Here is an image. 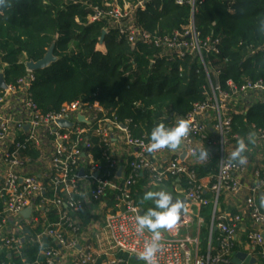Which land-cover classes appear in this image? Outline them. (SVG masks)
<instances>
[{
	"label": "built area",
	"instance_id": "obj_1",
	"mask_svg": "<svg viewBox=\"0 0 264 264\" xmlns=\"http://www.w3.org/2000/svg\"><path fill=\"white\" fill-rule=\"evenodd\" d=\"M156 1L161 0H113L103 7L92 8L87 25L105 23L103 31L115 32L119 40L131 47L157 49V59L199 62L207 83L205 101L195 105L184 118L189 133L182 139L181 147L188 157L197 159L198 143L208 148L216 145L201 123L206 114H212V131L221 144L217 173L205 177L204 184L191 169L195 166H188L178 158L162 163L160 155L168 149L147 151L150 139H134L125 125L119 124L113 115L109 118L99 106L75 102L56 113L42 114L30 98L34 76L26 69L27 75L15 87L0 90V254H7L10 260L19 255L27 241L38 245V257L42 258L32 264H129L125 257L139 260L151 233L145 230L139 235L135 231V217L144 213L134 199L133 190L146 174L149 187L163 186L174 179L183 180L186 186L179 197L187 202L184 214L171 229L160 230L157 264H231L238 253L253 259L255 264H264V210L257 200L264 191V159L263 167H257L247 149L245 153L250 157L246 164L239 165L228 161L223 150L232 124L230 112L244 114L250 103H264V80L243 79L241 84L229 80L223 89L219 76L227 59H216L221 55V42L202 40L196 27L195 15L201 1L172 0L179 7L188 5L190 18L181 30L164 36L146 31L138 20L139 13ZM247 51L253 55L263 52L264 47ZM209 55L215 57V64L205 62ZM8 97L15 98L16 103H5ZM231 103L234 106L241 103L243 109L228 108ZM60 121L72 127L61 128ZM253 129L252 147L260 149L264 146V132ZM89 138L99 142L107 171L94 161ZM122 152L124 159H120ZM34 168H39V173L30 175ZM248 175L253 183L245 187L243 180ZM244 190L247 196L237 211L221 210V198L236 197ZM103 201H110L111 207L102 222L91 223L79 233L72 215ZM28 207L32 209L31 215L24 219L21 212ZM205 208H210L211 220L207 247L202 251L198 231L193 237L182 235V231L189 229L196 211ZM50 212L57 215L56 222H49ZM26 227L39 228V232L30 236Z\"/></svg>",
	"mask_w": 264,
	"mask_h": 264
},
{
	"label": "trees",
	"instance_id": "obj_2",
	"mask_svg": "<svg viewBox=\"0 0 264 264\" xmlns=\"http://www.w3.org/2000/svg\"><path fill=\"white\" fill-rule=\"evenodd\" d=\"M200 1L195 22L201 39H218L221 55L216 59H227L221 66V87L225 89L229 80L236 84H241L243 79L251 82L264 80V51L253 55L247 51L264 47V0ZM112 2L0 0V71L6 86L15 87L17 81L27 75L26 64L42 60L53 45L57 61L47 69L33 73L34 82L29 90L32 102L42 114L56 113L75 102L99 106L109 118L113 115L119 124L125 125L134 139H150L154 127L161 123L168 128L175 127L180 120L184 121L195 105L205 101L206 79L199 62L157 59V49L139 45L132 50L112 31L104 39V52L98 51L99 39L106 25H87V18L92 8ZM138 18L151 34L170 35L188 24L190 7L176 6L172 0L156 1L145 12L139 13ZM214 60L212 55L205 58V62L210 64H215ZM234 104L228 108L243 109L241 103ZM230 116L232 124L226 137L228 144L234 146L240 139L246 140L253 134V127L264 132V103H250L244 114L231 111ZM89 141L93 144L91 154L94 161L107 171L108 165L101 157L99 142L94 138H89ZM245 155L250 157L247 153ZM218 161L216 157L201 167L191 169L196 171L199 179L214 176ZM176 185L186 188L181 179L178 182L177 179L169 180L163 187L173 194V186ZM145 190L149 191L146 174L133 190L134 199L143 213L155 207L151 204L143 206ZM206 197L211 199L207 194ZM262 197L264 191L257 199L260 205ZM209 209L204 210L210 212ZM48 216L50 223L58 220L53 212ZM72 219L77 222L79 233L94 221L87 208L72 215ZM209 219H205L206 227L199 238L202 251L208 243ZM25 232L34 236L39 228L31 230L26 227ZM46 244L49 245L50 241L46 240ZM38 253V245L27 241L19 255L11 260L7 254L1 253L0 264L42 261ZM131 264L142 263L131 260Z\"/></svg>",
	"mask_w": 264,
	"mask_h": 264
},
{
	"label": "clouds",
	"instance_id": "obj_3",
	"mask_svg": "<svg viewBox=\"0 0 264 264\" xmlns=\"http://www.w3.org/2000/svg\"><path fill=\"white\" fill-rule=\"evenodd\" d=\"M189 133V126L186 121L180 120L175 127L168 128L163 123L154 127L150 133V143L146 146L147 151L156 152L160 149H168L170 151L177 150L182 143V139ZM254 134H250L247 143L245 139L237 142V147L232 151L230 161L244 165L247 163L245 152L248 144L254 143ZM208 152L204 148L199 151L198 158L200 160L208 159ZM144 201L154 203V208H149L143 215L135 217V231L139 235H143L145 230L151 233V239L146 241L144 250L138 256V259L144 261L145 264H157L156 256L161 250L159 241L162 238V229H171L180 218V214L184 209L183 202L176 200L166 190L148 191L143 197ZM261 206H264V197L261 198ZM138 212L139 209H133Z\"/></svg>",
	"mask_w": 264,
	"mask_h": 264
},
{
	"label": "crops",
	"instance_id": "obj_4",
	"mask_svg": "<svg viewBox=\"0 0 264 264\" xmlns=\"http://www.w3.org/2000/svg\"><path fill=\"white\" fill-rule=\"evenodd\" d=\"M97 50L100 52H104V46L98 45ZM5 103H16V100H15V98L12 99V98L8 97L7 101H5ZM201 123L207 128V135H208L209 139L216 143V145L212 148H208L206 145L198 143V153L200 150L205 148L209 154L208 159L200 160L198 157H197V159H191L190 157L187 156V154L185 153L183 148L180 146L175 151L167 150V152L160 155V160L162 161V163H168L170 160L178 158L188 166L201 167L216 157L219 160V154L221 152V144H220L219 137L212 131V126L214 124V116L212 114H206L202 118ZM245 141L247 143L248 138H246ZM248 145L249 146L247 147V149H249V153L251 154L252 158L255 160L256 166L259 168H262L263 167L262 166L263 165V159H264V157H263L264 156V153H263L264 152V146L259 149V148H253L251 143ZM236 147H237V145L233 146L232 144H228L227 140L225 139V144L223 146V150H224L225 158L228 161H230L231 153H232V151L235 150ZM120 159H124L123 152H122ZM197 160H198V165L196 164ZM39 171H40L39 168H37V169L34 168V169H31L29 171V173H30V175L31 174H37V173H39ZM177 182H178V180H177ZM205 182H207V180L202 178V183L205 184ZM252 183H253V181H252L250 175L246 176L243 180V184L245 185V187L251 186ZM158 187L159 186L149 187V190L151 188H158ZM160 187H163V186H160ZM173 187H174L173 194L170 191L166 190L164 187H163V189L166 190L169 194L174 195V197H176V198L181 197V195L183 194V188H181L179 185H176ZM146 192H147V190H145V193ZM246 196H247L246 190H244L242 193H240L236 197L225 195L223 198H221V203H220L221 210L222 211H230V212L237 211L239 209V207L242 206ZM261 196L262 195L260 194L259 197H261ZM110 207H111L110 201L107 203L105 201H103L101 203H95V204L89 205L88 210L90 211L91 216L94 219L92 224L95 222L101 223L103 218H104L105 213L108 211V209ZM207 217L210 218L209 220H211L210 212H207L204 209H198L196 211V213L194 214V216L192 217V220H191L192 223H191L189 229L187 231L183 230L182 235H190L193 237L198 231V236L200 238L202 229L204 227H206L205 219ZM209 224H210V222H209ZM135 261L142 263L139 260H135Z\"/></svg>",
	"mask_w": 264,
	"mask_h": 264
},
{
	"label": "water",
	"instance_id": "obj_5",
	"mask_svg": "<svg viewBox=\"0 0 264 264\" xmlns=\"http://www.w3.org/2000/svg\"><path fill=\"white\" fill-rule=\"evenodd\" d=\"M106 35H107V33L105 31H102L101 37L99 39V45L100 46H103L104 39H105ZM134 49L135 48L132 47V50H134ZM53 50H54V47L52 45L42 60H40L38 62H28L26 64V69L32 73L47 69L51 64H53L57 61V58L54 57V55H53ZM0 90L1 91L7 90V86L5 84L4 77H3V74L1 71H0ZM79 121L83 122L84 119L82 117H80ZM58 126L61 128H71L72 124L60 121V122H58ZM122 128H125V127L123 126ZM121 172H122V168L119 169L117 175L120 176ZM82 174H83V171L81 170L80 176H82ZM172 197H173L174 202L176 200H179V201L183 202V204H184V209L182 210V212L180 214V217H181L184 214L187 202L184 198H176V197H174V195H172ZM263 210H264V208H263ZM31 211H32L31 207H28L24 211L21 212V216L24 219H28L31 215ZM8 258H10V256ZM242 261H244V263H246V264H255V261L253 259H249L246 255H244L242 253L236 254L234 259L231 261V264H240Z\"/></svg>",
	"mask_w": 264,
	"mask_h": 264
},
{
	"label": "rangeland",
	"instance_id": "obj_6",
	"mask_svg": "<svg viewBox=\"0 0 264 264\" xmlns=\"http://www.w3.org/2000/svg\"><path fill=\"white\" fill-rule=\"evenodd\" d=\"M100 46V45H99ZM160 190H164L163 187H158V188H151L149 191H160ZM143 200V199H142ZM147 204H151V205H154L153 202L151 201H144L143 200V206L144 207H147ZM125 259L129 262V264H131V260H136V259H133V258H127L125 257Z\"/></svg>",
	"mask_w": 264,
	"mask_h": 264
}]
</instances>
